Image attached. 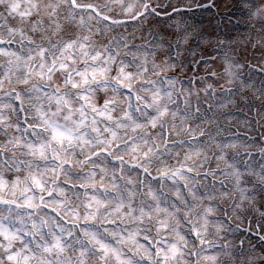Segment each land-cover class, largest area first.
I'll return each instance as SVG.
<instances>
[{"label":"snow or ice","instance_id":"1","mask_svg":"<svg viewBox=\"0 0 264 264\" xmlns=\"http://www.w3.org/2000/svg\"><path fill=\"white\" fill-rule=\"evenodd\" d=\"M196 6L218 7L216 0ZM238 6L260 24L252 46L264 64V0ZM116 7L137 22L158 11L152 0H0V133L6 137L0 143V264H239L235 245L210 237L213 227L216 236L228 235V213L244 201L255 203L257 190L264 199V146L233 154L230 149L251 145L208 137L218 163L204 173L212 180L202 186L189 176L200 172L187 163L188 153L169 167L170 147L187 144L191 154L208 158L205 132L194 125L212 118V105L201 114L200 90L184 88L172 71L183 68L189 39L204 34L179 20L178 31L150 33L137 46L114 32L125 22L115 17ZM224 58L225 73L238 79L245 64ZM249 70L262 78L264 97V67ZM234 91L204 88L209 97ZM256 111V123L264 125V105ZM181 134L188 138L172 141ZM218 176L225 178L219 192ZM225 181L240 203L216 202L218 195L233 196ZM216 212L222 215H211ZM258 226L264 231V222ZM246 259L256 264L264 253Z\"/></svg>","mask_w":264,"mask_h":264},{"label":"rangeland","instance_id":"2","mask_svg":"<svg viewBox=\"0 0 264 264\" xmlns=\"http://www.w3.org/2000/svg\"><path fill=\"white\" fill-rule=\"evenodd\" d=\"M163 1L164 0H155L152 2L153 4L157 5L158 12H160L158 15H160L161 13H164L165 12L164 9H168L170 7H172V8L175 7V5L178 2L181 3L182 5L185 3L184 0H171L170 2L167 3V7L164 8L162 6L165 5V2H163ZM192 1L194 2L195 0H192ZM99 2L110 3L111 0H99ZM216 3L218 5V7L216 8L217 10L216 11L205 10L203 13L204 18H203L202 22H200V23H196L195 19L192 18V15H191L192 13H190L189 11H186V10H184V13H180V14H177L174 16L175 21H179L181 19L180 18L181 15L182 16L185 15V17L189 16L190 20H188V22H186V29L189 31L194 29L195 31L201 32L204 34L203 40H201L200 38H197V37H191L189 39L188 44L184 46V48L182 49V57H183V65L184 66L181 69V71H180V68H178L179 69L178 72L181 74H184V75L187 74L191 68V67H189V65L196 63V60H198L197 69H196L195 73L201 74V77H204L202 74L209 72L211 70L210 64H212V67H213L216 75L213 77L211 84L212 83H219L220 81H226L227 82L230 79V76L227 75V73H225V71H224V69L227 67V64H226V61L224 58L225 55H224V57H220L219 55H217V53L219 51L215 50V48L213 46V41L215 39H217V37H218V36H215L216 34H218L220 36V32H219L220 30L218 29L219 26L221 24H224V27H227V30H228V28H230V26H231V20H233V17L237 16L236 14H234V12L227 9L228 8L227 7V0H216ZM161 4H162V6H161ZM156 5H154V6H156ZM114 12H115V16L120 14L119 7H116L114 9ZM186 12L189 13V15ZM217 14H220V15L218 17H216ZM126 18L127 17H125L124 19H126ZM162 18H163V20L162 19L160 20V18H155L152 15V16H149L147 20H141V23H138L137 21H135L136 26H134V23H133L134 20H132L130 22L127 20H124L125 22L123 25L129 26L130 28L126 29V28H124L125 26H123V27L117 26L114 29V32L119 33L121 35H124V32H126L127 36H129L130 34H132V33H129V32H131L130 30L133 28L135 31L140 32L139 34L141 36V40L142 41L145 40V42H146V41H150L152 39V35L150 33H160V32L166 31L168 34H171L175 31H178L177 29H175L173 27L174 25H170L169 22L171 20L169 22L166 21L165 15H163ZM219 20H220V22H218ZM172 22L173 21H171V23ZM209 37L211 38L210 42H208ZM171 38H172L171 35H169V39H171ZM240 43L242 44L240 46H242V47L246 46L245 40H242ZM201 48L205 50V52L202 53L203 55H201V53H200ZM234 52L235 51L233 50L231 53L227 54V56L233 57V62L235 63V62H237L238 59L236 60ZM202 58H203V60H201ZM244 58H245L244 61L240 62V63L245 64V66L243 68L237 69L236 71L238 73L243 72L245 70H248L250 72V70H249L250 65H255L257 68H261L262 66H264L263 64H261V62L258 59H256V56L254 55V53L252 56H249V55L247 56L246 54H244ZM149 59H151V57H149ZM249 63H251V64L249 65ZM251 74H252V77H257V79H255V80H257L258 82H261V80L258 79V78H261L260 76H257L254 72H252ZM205 79H206V77H204V80ZM207 79H209V78H207ZM204 80L199 79L196 82L197 85H199L200 92L202 94V96H199V97L201 98V100L206 101V103L212 104L213 98L207 96L204 92V88L207 85V82ZM243 80H244L243 75H239L238 79H234L235 83H237V84L242 83ZM255 80H253V81H255ZM258 82L255 83L257 85L252 87L253 90H259L260 89V84H258ZM13 86H15V85H13ZM183 87L188 88L190 86H189V84H184ZM254 93H261V92L259 90V91H256ZM193 96H195V98H196L195 92H193ZM195 98H193V100ZM193 100H192V103L194 104ZM196 102H197V100H196ZM204 106L201 108L205 109ZM242 122H245V119H243ZM196 125H198L199 128L204 129V127H203L204 124H200L199 121H197L194 126H196ZM237 126L239 127L238 123H237ZM187 138L188 137L183 136V134H181L180 136L173 135L171 137L172 141H179L180 139H187ZM5 139H6V137L3 136L2 133H0V143H2ZM208 143H210V142H208ZM251 146H253V145H251ZM194 147H200V145H194ZM204 151L207 153L211 151L209 145L204 146ZM213 151H216L218 154V150H213ZM231 151H234V150H230V152ZM169 152L171 153V156L169 157L168 161L167 160L165 161L166 164H168L170 161H173L175 166L178 167L179 165H178L177 161H184L185 160V153H188L191 157L187 161L188 164L191 165L194 162L196 169L198 171H203L204 169H206L205 168L206 160L202 161L200 157H197L196 155L191 154L189 151V146L187 144L181 145L177 148H171L170 147ZM177 153H179V155H177ZM212 160H213V162H211V165L213 166V169H216L218 162L214 157ZM184 171H187V169H184ZM191 174L196 175V171L189 173L190 177H192ZM221 177H223V176H221ZM198 179L201 182L203 181L202 183H199V185L200 186L204 185V183H205L204 181H206V180L201 178V177L200 178L198 177ZM201 179H203V180H201ZM223 179H225V178L223 177ZM228 179L230 180L231 177H228ZM193 182L196 183V180H194ZM225 184H227L225 186V188L228 189L229 191H232L233 196L232 197H223V196L218 195L216 197V200L219 199V202L224 203V204H231V202L233 201L234 194H236V193H235L233 185H231V184L228 185L227 181H225ZM215 187H216L218 192L221 190L220 184H216ZM165 191H168V189L165 188ZM186 191H187V189H186ZM200 191L204 192L205 189L203 187H201ZM169 194L172 195L171 192H169ZM257 197L258 196H256L255 201L258 202L260 207H264V199L259 197L257 200ZM190 199H192L191 196H190ZM237 199H238L237 203H240L238 195H237ZM249 202H252V201H244L243 204L249 203ZM204 203L207 204L209 202L205 201ZM252 204H253V202H252ZM245 210H249V209H247L245 207V205H243L242 207H240L238 209H234L233 211H230L229 214H231V217H232L231 221L234 220V221L238 222L240 225H242V223H243L242 222V216H240V215L244 214ZM219 214H220L219 212H216V213H213L211 215L217 217V215H219ZM226 231L229 233L228 235L216 236L215 235V228L213 227V229H212L213 234L211 235L210 238L215 239V240H226L228 243L235 245L236 247H235L234 251L237 254L236 259L238 260L239 264H250V262L246 259L247 257H251V256L261 257V254L264 253V248L261 246L262 244H258L256 238H251L252 236L242 237V232L237 231L236 228L232 229L231 227H228V228H226ZM239 238L244 241L243 247H241V248H239L237 246V243L239 242ZM254 243H257L255 248L252 247V245ZM189 247H191V244H189ZM252 249H255V250L253 251ZM220 259L225 260V259H228V257L221 256ZM181 264H183V261L181 262ZM256 264H264V259L257 260Z\"/></svg>","mask_w":264,"mask_h":264}]
</instances>
